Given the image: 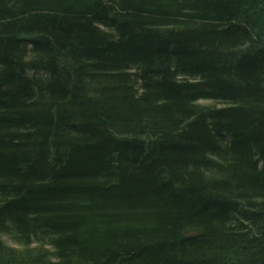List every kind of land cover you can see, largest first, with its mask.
Instances as JSON below:
<instances>
[{
	"label": "trees",
	"instance_id": "trees-1",
	"mask_svg": "<svg viewBox=\"0 0 264 264\" xmlns=\"http://www.w3.org/2000/svg\"><path fill=\"white\" fill-rule=\"evenodd\" d=\"M0 234V264H264V0H0Z\"/></svg>",
	"mask_w": 264,
	"mask_h": 264
},
{
	"label": "rangeland",
	"instance_id": "rangeland-1",
	"mask_svg": "<svg viewBox=\"0 0 264 264\" xmlns=\"http://www.w3.org/2000/svg\"><path fill=\"white\" fill-rule=\"evenodd\" d=\"M202 101L205 102V103H213L214 102V101H211V100H202ZM0 236H2L9 244L17 245L8 236L2 235V234H0Z\"/></svg>",
	"mask_w": 264,
	"mask_h": 264
}]
</instances>
